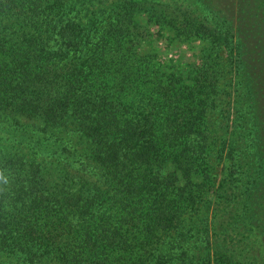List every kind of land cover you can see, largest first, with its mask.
<instances>
[{
    "label": "trees",
    "instance_id": "obj_1",
    "mask_svg": "<svg viewBox=\"0 0 264 264\" xmlns=\"http://www.w3.org/2000/svg\"><path fill=\"white\" fill-rule=\"evenodd\" d=\"M0 264H264V0H0Z\"/></svg>",
    "mask_w": 264,
    "mask_h": 264
},
{
    "label": "rangeland",
    "instance_id": "obj_2",
    "mask_svg": "<svg viewBox=\"0 0 264 264\" xmlns=\"http://www.w3.org/2000/svg\"><path fill=\"white\" fill-rule=\"evenodd\" d=\"M145 49L147 52H153L156 56L157 60L162 62V65L167 69L174 70L177 72H182L185 77L190 71L196 69L200 64L201 60V52L203 47L205 46V42L201 39L194 38L190 41H171L166 36H161L159 34H154L150 36L149 40L145 43ZM216 52L218 54V58L216 59V67L218 73L221 74L222 77V87L221 91L222 96H219V100H217V110L223 113H227L225 110L227 109L229 96L227 95L228 91L231 92V88L229 87V79H230V57L228 56V51L224 48V46L216 48ZM232 95V94H231ZM221 99V100H220ZM223 129L219 130L215 133L218 138H220ZM217 145L218 141L215 140V143L211 147V160L213 165L215 166V171L220 173L221 163L217 158ZM215 175V174H214ZM216 181L219 179V175L214 177Z\"/></svg>",
    "mask_w": 264,
    "mask_h": 264
}]
</instances>
